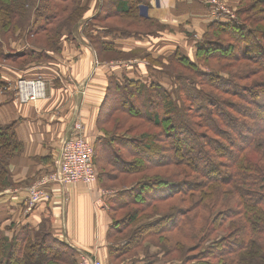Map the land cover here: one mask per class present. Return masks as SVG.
Listing matches in <instances>:
<instances>
[{
  "label": "trees",
  "instance_id": "trees-1",
  "mask_svg": "<svg viewBox=\"0 0 264 264\" xmlns=\"http://www.w3.org/2000/svg\"><path fill=\"white\" fill-rule=\"evenodd\" d=\"M91 1L103 6V14L94 16L88 27L98 24L123 38L149 37L165 28L140 15L144 0H0V62L17 60L20 68L47 63L48 54H60L62 40L73 37L75 27L85 21ZM261 3L264 0H239L235 19L212 21L196 45L194 60L180 51L167 57L166 64L146 56L162 66L168 89L155 81L116 82L109 88L98 120L104 137L87 140L94 155L93 184L102 189L109 184L115 191L108 207L107 264H264ZM106 6L114 9L118 22L127 19L123 26L128 29L103 26L114 18L105 17ZM20 40L29 47L13 53L9 42ZM97 47L100 52L99 43ZM108 49L102 45V51ZM132 107L141 110L137 117L142 122L163 134V141L150 139V133L134 141L128 137L131 128H124L129 119H113L118 112L131 115ZM110 121L115 133L103 129ZM13 131V125L0 126V192L9 186L11 158L21 152ZM132 141L137 151L131 149ZM162 142L166 162L159 157ZM116 143L130 161L145 160L147 171H164L140 175L138 164L117 155ZM101 163L110 169L103 172ZM129 178L136 180L134 186L127 185ZM164 223L168 226L162 228ZM128 230L133 231L127 235ZM10 232L6 236L0 228V264L79 263L74 249L46 231L33 233L21 226ZM223 242L228 247L219 251Z\"/></svg>",
  "mask_w": 264,
  "mask_h": 264
},
{
  "label": "crops",
  "instance_id": "crops-1",
  "mask_svg": "<svg viewBox=\"0 0 264 264\" xmlns=\"http://www.w3.org/2000/svg\"><path fill=\"white\" fill-rule=\"evenodd\" d=\"M207 1L149 0L140 7V15L165 28L139 38H123L119 31L107 32L98 24L88 27L94 16L103 13V6L91 1L80 25L81 37L64 38L60 54L49 53L50 60L40 65L0 67V81L6 86L0 88V126L13 125L21 145V152L9 163V186L0 192V228L6 236L21 226L33 233L46 231L74 249L78 257L88 254L108 262V207L115 191L102 189L99 183L53 185L49 199L27 211V189L54 169L65 134L74 123L82 124L83 135L91 143L104 137L98 120L109 88L116 82L155 81L168 87L162 66L152 64L146 56L166 64L167 57L180 51L194 60L197 43L215 20ZM218 1L231 11L239 2ZM102 45L110 49L102 51ZM28 47L23 41L11 44L15 53ZM21 79L44 81L46 98L20 104L15 85Z\"/></svg>",
  "mask_w": 264,
  "mask_h": 264
},
{
  "label": "built area",
  "instance_id": "built-area-1",
  "mask_svg": "<svg viewBox=\"0 0 264 264\" xmlns=\"http://www.w3.org/2000/svg\"><path fill=\"white\" fill-rule=\"evenodd\" d=\"M212 7V18L235 19V14L218 0H208ZM16 99L20 104L36 103L46 98V85L40 79H21L15 87ZM93 149L83 135L80 122L67 131L54 169L27 189V211L34 208L42 199H49V189L68 187L76 184L91 185L96 180L93 162ZM78 264H100L90 255L81 254Z\"/></svg>",
  "mask_w": 264,
  "mask_h": 264
},
{
  "label": "rangeland",
  "instance_id": "rangeland-1",
  "mask_svg": "<svg viewBox=\"0 0 264 264\" xmlns=\"http://www.w3.org/2000/svg\"><path fill=\"white\" fill-rule=\"evenodd\" d=\"M149 0H144V2L145 3H147ZM261 5V7H264V3H261L260 4ZM109 8H110V6H106L105 7V9H108V11H106L105 10V12H107L108 14H106L105 15V17H107V16H109V15H111V16H113L114 18H111V19H108V18H105V19H108L109 21H104V23H102L103 25H105V26H112L113 28H116V29H128L126 26H123L124 24H126V22H124V21H126L127 19L125 18V19H123L122 21H120V22H118L116 19H115V11H114V9L113 8H111L110 10H109ZM258 9H259V7H258ZM234 12V14H235V10L233 11ZM101 14H103V13H101ZM100 14V15H101ZM110 20H112V21H110ZM119 23V24H118ZM80 30H82V33H83V29L82 28H80V24L79 25H77L76 27H75V29H74V31H73V38H79V37H81V32H79ZM86 32V31H85ZM84 35V34H83ZM87 35V37L89 38V35L88 34H86ZM66 36V35H65ZM72 37H68V39L70 40ZM10 41H12V40H10ZM20 41H22V40H20ZM0 42L2 43V37H1V39H0ZM13 43H15V42H9V45H11V44H13ZM9 45H8V47H9ZM9 49L7 48V51H8ZM10 53H11V51H10ZM13 53H15L14 51H13ZM107 53V52H106ZM112 57V56H111ZM110 58V57H109ZM47 62V61H46ZM0 63H2L3 65H1V66H9V67H18L19 66V62L17 61V60H14V62H9L8 64L7 63H4L3 61H1ZM17 83V82H16ZM16 86V85H15ZM167 89H168V87H167ZM116 104V101L114 100H112V105L113 104ZM259 103L261 104V105H264V95H260V98H259ZM114 104V105H115ZM109 105V107L106 109L107 111H109L110 110V103L108 104ZM142 105V102L141 101H138L137 102V108L138 109H141V106ZM134 109H136V108H131L130 110H131V115H129V116H127L126 114H122V113H120V112H118L116 115H114L115 116V118L113 119V120H118V121H120L121 119H125V117H126V120H128L129 119V121H125V122H127L126 123V125H125V128H124V130H128V128H131L129 131H130V134L128 135V137L129 138H132L133 139V141L134 140H137L136 138L140 135V134H147V133H150V139H156V140H158V141H163V137L161 138V135L163 136V134H161V132H159V131H157V129H153V128H150V126H148V125H146L144 122H142L140 119L141 118H139V117H137V115H139V113H140V111L141 110H138V109H136V110H134ZM149 111H153V107H152V110H149ZM125 112V111H124ZM148 112V111H147ZM153 113V112H152ZM134 126V129H132V127ZM136 127V128H135ZM104 131H107V132H109V133H115L116 132V129H114V125H113V121H110V122H108V123H106L105 124V126H104ZM124 135L122 134V133H120V135H119V137L121 138V137H123ZM132 141V143L130 144V145H132L133 146V148H131V149H133V151H137V149L138 148H136L137 147V143H134ZM138 142V141H137ZM145 143H147V139L145 140ZM159 143V142H158ZM162 144H163V146H164V151H163V149H162V151H160V153H159V157H161L162 158V161L163 162H166L167 161V158H168V151H167V149H166V144L164 143V142H162ZM115 145V151H117L118 152V156L119 157H121V159H127V160H129L128 158L129 157H127V154H126V152L127 151H125L124 149H123V147L122 146H120L118 143H116V144H114ZM143 145V143H141L140 144V146H142ZM160 145V144H159ZM197 145H199V140H196V145L195 146H197ZM195 146H194V149H195ZM162 147V146H161ZM102 155V154H101ZM108 155H106V157H107ZM102 157V156H101ZM130 161V160H129ZM137 161V162H136ZM130 162H132L133 163V165H135V163H136V165L138 164V166H136V168H138V169H143V171L142 172H140L139 174L140 175H150V174H155V175H161V173H162V171H164V170H161V171H159V172H151V171H147V169H148V163L147 162H145V160H142V159H140V158H137V159H131V161ZM100 169H102V171L104 172V170L106 169V170H109L110 169V167L107 165V163H101V167H100ZM111 174H112V170H111ZM139 174H138V176H139ZM47 175V174H46ZM45 175V176H46ZM172 176V175H171ZM140 177V180L142 179V176H139ZM43 178V177H42ZM136 181V180H135ZM135 181H133V178H129L128 179V181H127V185L128 186H134V183H136ZM104 187H105V189L108 191V190H111L112 189V187H109V184L108 185H104ZM230 203H231V205H232V207H233V205L234 204H232V199L230 200ZM172 204V203H171ZM172 211H173V209H172ZM178 211V210H177ZM166 226H168L166 223H164L163 225H162V228H164V227H166ZM133 230H128V232H127V235H129L131 232H132ZM136 239L137 238H140V235L138 234V235H136V237H135ZM191 245H194V243L193 244H191ZM188 246H189V248L191 247L192 249H193V247L192 246H190L189 244H188ZM228 246H227V242H223L222 244H220L219 246H218V250L219 251H223V248H227ZM36 260H37V258H35ZM169 263V261L168 262H163V261H160V262H157L156 264H168ZM33 264H36V262H34ZM107 264V263H106Z\"/></svg>",
  "mask_w": 264,
  "mask_h": 264
}]
</instances>
